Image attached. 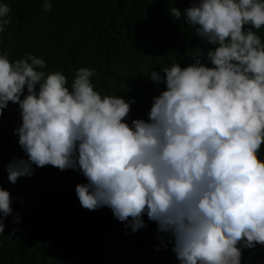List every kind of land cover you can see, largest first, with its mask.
I'll return each instance as SVG.
<instances>
[{
  "label": "clouds",
  "instance_id": "clouds-1",
  "mask_svg": "<svg viewBox=\"0 0 264 264\" xmlns=\"http://www.w3.org/2000/svg\"><path fill=\"white\" fill-rule=\"evenodd\" d=\"M10 11L0 4V33ZM183 15L216 45L212 66L197 58L153 70L166 90L131 125L134 100L94 90V68L77 69L69 89L62 72L42 70L43 58L0 53V116L9 101L19 105L27 155L9 162L8 178L30 177L33 164L78 170L88 181L76 185L81 207H109L133 232L146 213L171 234L180 264H264V42L252 30L264 26V0H193ZM11 212L0 188V234Z\"/></svg>",
  "mask_w": 264,
  "mask_h": 264
},
{
  "label": "trees",
  "instance_id": "trees-1",
  "mask_svg": "<svg viewBox=\"0 0 264 264\" xmlns=\"http://www.w3.org/2000/svg\"><path fill=\"white\" fill-rule=\"evenodd\" d=\"M51 2V11H44V0H0L11 9L0 53L10 61L43 58L42 70L62 72L69 89L77 69L94 68V90L134 100L130 125L147 120L153 97L166 90L151 79L153 70L163 76L164 67H186L197 58L212 66L207 52L216 45L199 37L183 15L193 0ZM172 8L180 10L179 19ZM252 30L264 42V26ZM21 124L19 105L9 101L0 116V188L10 193L12 212L0 234V264H180L167 240L171 234L158 231L146 213L145 226L133 232L109 207H81L76 185L88 181L78 170L33 164V175L12 183L9 162L27 159L16 132ZM258 156L264 161V143Z\"/></svg>",
  "mask_w": 264,
  "mask_h": 264
}]
</instances>
